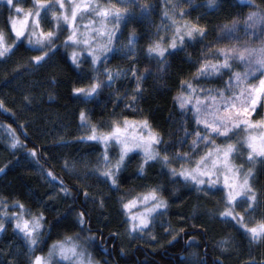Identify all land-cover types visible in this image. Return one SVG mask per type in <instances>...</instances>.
<instances>
[{"label": "snow or ice", "instance_id": "obj_1", "mask_svg": "<svg viewBox=\"0 0 264 264\" xmlns=\"http://www.w3.org/2000/svg\"><path fill=\"white\" fill-rule=\"evenodd\" d=\"M222 2L206 0L205 6L215 11ZM229 2L234 8L255 10L237 12L229 23L217 25L219 34L214 42L204 43L210 33L206 25L199 24V18L197 22L187 19L194 0H162L159 6L161 24L153 25L155 30L145 35L133 30L128 35L127 43L121 44L120 36L133 20L147 18L152 23L153 13L158 11L156 4L145 0H119V4L111 0L107 4L99 3L98 0H68L69 6L66 7L64 0H32L31 7L25 8L19 6V0H6L10 10L16 13L7 18L6 24L17 44H8L4 31L0 30V58L14 54L16 47L26 42L31 50L41 53L31 58L33 68L28 70L32 71L49 64L64 49V55L80 72L81 79L89 81L86 86L73 89L75 97L84 103L95 101L106 89H113L118 81L130 76L135 87L130 95L126 93L123 98L117 95V100L122 99L127 108L135 111V106L144 96L143 84L153 75L150 68L137 67V45L140 40L147 37L142 51L155 61L159 73H165L171 67L170 56L179 52L187 53L189 46L195 48L203 44L197 58L188 55L195 71L190 74V79H180L179 92L173 98L182 114H192L196 125L192 131L182 125L185 138L176 142L180 145L189 144L190 151L176 150L169 155V149L175 145L165 141L163 134L146 117L141 120H129L127 117L112 119L108 129L104 130L103 124H92L87 113L81 111V127L87 128L88 134L80 137L79 142H93L102 147L95 167L85 175L95 177L97 182L106 184L113 193H118L121 191V174L133 154L138 153L141 157L138 175L141 178H146L147 169L159 164L161 175L168 177L169 183L173 185L178 182L186 187L190 185L191 190L205 194L223 192L225 209L215 214L216 218L243 229L251 242L264 244V218L251 227L245 222V216L250 217L264 203V191L258 192L253 187L252 182L256 178L253 168L234 163L243 150L248 164L254 165L257 160L264 164V120L254 123L250 119L257 105L264 107V5L257 4L256 0ZM185 3L189 7L186 8ZM85 19H88L87 24L77 23ZM42 21L52 24V30L45 31ZM118 56L129 61L127 68L108 66L110 60ZM82 63H88L90 69L86 71L81 68ZM235 66H243L244 71L234 70ZM225 75L228 77L226 81ZM212 79L224 81V87L201 86V81ZM118 93L117 88L113 94ZM20 127L23 129L22 125ZM8 131L12 132L10 147H24L10 127ZM217 139L225 143L217 144ZM28 155L36 158L34 150ZM64 168L74 172L76 163L65 161ZM42 171L50 184L59 186L63 198L73 196L64 180L47 169L42 168ZM5 172L6 168H0V173ZM142 187L145 191L136 195L125 193L117 197L121 214L125 217L123 223L127 235L155 241L152 230L159 224L165 234L171 235L175 241L177 236L173 233L176 229L172 228L170 222L160 220L170 207L164 195L169 189L160 182ZM77 191L83 196L85 205L91 200L99 209H104L106 202L112 198L103 192L91 195L82 187ZM171 193L175 195V190H171ZM8 207L9 201L0 199V235L7 233L5 220L14 222L13 233L24 242L28 264H98L88 250L89 245L93 244L105 254H111L104 248L105 241L101 236L90 234L91 216L87 214L86 207L78 211L70 206L63 217L67 219L75 213L73 225L80 232L65 235L48 246L46 254L40 255L35 253L45 243L44 234L50 229L43 211L34 212L18 200L10 205L19 209L18 213L9 215ZM237 207L243 208V213L237 212ZM114 235L119 238V234ZM194 242L190 241L188 247ZM227 244L229 241H221L222 246ZM192 255L195 256V253ZM2 264H15V261L7 260ZM103 264L110 262L104 260ZM192 264L199 262L193 261ZM213 264H222V261L214 260ZM249 264L257 262L251 260Z\"/></svg>", "mask_w": 264, "mask_h": 264}, {"label": "trees", "instance_id": "obj_2", "mask_svg": "<svg viewBox=\"0 0 264 264\" xmlns=\"http://www.w3.org/2000/svg\"><path fill=\"white\" fill-rule=\"evenodd\" d=\"M23 1L27 7H31L32 0ZM145 2L157 5L158 11L153 13L152 23L150 24L147 18L142 21L133 20L120 37L127 38L133 30L145 35L155 30L153 25L161 24L159 6L162 0ZM256 3L264 5V0H256ZM197 5L199 7H196ZM205 5L206 0H194L187 17L192 22H197L199 18V24L206 25L209 29L210 34L204 43L214 42L219 34L217 25L229 23L237 12L247 13L255 10L234 8L229 0H223L220 8L215 11L209 10ZM184 6L189 7L187 3ZM136 11L138 13V9ZM11 13L7 4H0V30L4 31L8 43L15 45L17 41L13 39V34L9 32L6 24ZM240 18L243 19L242 16ZM42 27L48 31L52 24L42 21ZM146 42L147 37L138 42L137 67L150 68L153 75L144 82V96L135 106V111L127 108L122 99L117 100V95L120 98L126 93L130 95L135 87L130 76L118 81L113 89H106L95 101L84 103L75 97L73 89L84 87L89 81L81 79L80 72L64 55V49H61L49 64L32 71L28 70L33 68L31 58L41 53L31 50L26 42L16 47L14 54L0 58V168H6L5 173H0V199L9 201V214L19 212V209L10 207L11 203L17 200L34 212L43 211L50 229L45 232V243L37 249L38 253L45 252L51 242L80 232V229L73 225L75 213L67 219L63 218L69 207L73 206L78 211H83L86 207L87 214L91 216L92 234L101 236L105 241L104 248L110 255L95 247L96 256L103 261L108 256L115 264H192L189 258L195 253L194 261L199 264H213L214 260L222 261V264H249L251 260L264 264V244L251 242L243 233V229L216 218L215 214L225 209L223 192L205 194L191 190L190 185L186 187L179 182L173 185L169 183L168 177L161 175L159 164L147 169L146 178H141L138 175L141 160L138 153L133 154L126 170L121 174V191L118 193H113L106 184L97 182L95 177L85 175L95 167L102 147L93 142H79L80 137L88 134V129L81 127V111L87 113L92 124H103L104 130L108 129L112 119L127 117L129 120H141L146 117L153 127L163 134L165 141L175 145L169 149V155L176 150L190 151L189 144L180 145L176 142L185 138L182 125L189 131L195 129L196 125L192 114H182L173 98L179 92L180 79H190V74L195 71L188 55L193 59L197 58L203 44H198L195 48L189 46L187 53L179 52L170 56L171 67L167 72L159 73L155 61L146 57L142 51ZM125 64L129 66V61L118 56L110 60L108 66ZM80 67L86 71L90 69L88 63H82ZM235 69L244 68L235 66ZM227 79L225 75L224 81ZM224 81L203 80L201 84L207 88H222ZM117 88L119 93L114 95ZM127 102L131 103L130 100ZM262 108L264 109L260 107L258 110L260 115ZM113 113H116L115 117ZM9 127L24 147H10L12 132L8 131ZM216 142L225 143L222 139H217ZM200 148L202 149L203 145ZM33 150L36 152V158L28 155ZM241 160L244 161L243 158ZM65 161L69 164L75 162L76 170L66 171ZM41 166L64 180L73 196L63 198L59 186L49 183ZM251 168L256 174L252 182L253 187L258 192L264 191V164L257 160ZM157 182L163 183L169 189L164 195L169 200L170 207L160 220L170 222L172 228L176 229L173 233L177 236L175 241L171 235L165 234L159 224L152 230L155 241L141 239L139 236L130 237L126 233L123 223L125 217L121 214L117 197L125 193L136 195L145 191L143 185ZM80 187L91 195L103 192L112 198L106 202L104 209H99L91 200L85 205L83 196L77 191ZM173 189L175 195L171 193ZM236 211L243 213V208L237 207ZM261 218H264V203L250 217L245 216V222L251 227ZM13 223L6 222L7 233L0 235V252H3V255H0V264L13 259L15 264H28L25 254L19 255L18 258L14 256L15 245L22 239L13 233ZM165 227L168 225L165 224ZM97 229L100 231L97 232ZM114 234H119V238ZM144 235L147 236L146 233ZM223 240L229 241V244L222 246ZM190 241L195 242L188 247Z\"/></svg>", "mask_w": 264, "mask_h": 264}, {"label": "rangeland", "instance_id": "obj_3", "mask_svg": "<svg viewBox=\"0 0 264 264\" xmlns=\"http://www.w3.org/2000/svg\"><path fill=\"white\" fill-rule=\"evenodd\" d=\"M98 2L99 3H102V4H107L108 3V0H98ZM111 2L112 3H117V4H119V0H111ZM64 3H65V6L66 7H68L69 6V3H68V0H64ZM0 4H6V0H0ZM19 6H21V7H25V8H29V7H27L26 5H25V3H24V1L23 0H19ZM122 6V5H121ZM12 11V13H11V15L10 16H15L16 15V13L14 12V10H11ZM56 11L57 12H59V9L57 8L56 9ZM50 15V14H49ZM49 18H50V16H49ZM91 17H89V19H90ZM77 23H84V24H87L88 23V19H85V20H83V21H77ZM52 28H53V25H52V27L50 28V29H48V30H52ZM45 30V29H44ZM5 34V33H4ZM5 37H6V35H5ZM127 39H128V37L127 38H122V37H120V43L121 44H124V43H127ZM6 41H7V38H6ZM7 43H8V41H7ZM9 44V43H8ZM71 51V50H70ZM128 61V60H127ZM109 67H113V68H115V67H121V68H127L128 66H127V64H125L124 66H121V65H114V66H109ZM236 71H244V69L243 70H237V69H235ZM258 75V74H257ZM253 83H255V81H253ZM201 86H203V87H205V85H202L201 84ZM224 86H222V88H223ZM261 106L260 105H257V108H256V111L255 112H253L252 113V115L250 116V119L255 123V122H259V121H261V120H264V109L262 110V114L260 115V113H259V108H260ZM254 115L256 116V117H254ZM240 135L241 136H243L244 135V133H240ZM233 143H235L236 141H235V139H233V141H232ZM246 156V152H244L243 150L241 151V155L239 156V157H236L235 159H234V163H236V164H238V165H243L245 168H249V167H251V165L252 164H248L247 162H246V160L244 159V157ZM243 158V160L244 161H242L241 159ZM245 206H247V205H244V207ZM9 215H11V214H9ZM250 219V218H249ZM6 222H8V220H5L4 221V223H6ZM127 233V232H126ZM89 233H83V235H88ZM91 235H95V234H92V232L90 233ZM130 237H135V236H130ZM17 238V237H16ZM58 240H61V239H57L56 241H58ZM56 241H53V242H56ZM53 242H51V244L53 243ZM50 244V245H51ZM50 245H48V246H50ZM95 247H96V245L95 244H93V245H89V248H88V250L92 253V256L94 257V259L98 262V264H103V260L102 259H99V256H96V251H95ZM47 251H48V248H47V250L45 251V252H43V253H38V252H36L35 254L36 255H40V254H46L47 253ZM23 255V254H25L26 255V257H28V253H27V249L25 248V245H24V242H23V240H20V242L18 243V244H16L15 245V252H14V256H16L17 258H18V256L19 255ZM194 257L195 256H193L192 254H191V257L189 258L190 260H191V262H193L195 259H194ZM106 260H108L109 262H110V264H115L113 261H111L110 259H109V257L108 256H106Z\"/></svg>", "mask_w": 264, "mask_h": 264}]
</instances>
